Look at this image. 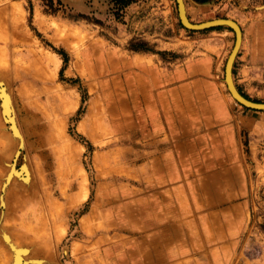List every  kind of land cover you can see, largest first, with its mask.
Wrapping results in <instances>:
<instances>
[{
	"label": "rangeland",
	"instance_id": "rangeland-1",
	"mask_svg": "<svg viewBox=\"0 0 264 264\" xmlns=\"http://www.w3.org/2000/svg\"><path fill=\"white\" fill-rule=\"evenodd\" d=\"M183 1L193 23L240 26L233 80L264 102V0ZM0 18V81L25 135L0 102V264H14V246L22 264H264V110L226 88L231 28H185L175 0H0ZM66 160L74 204L54 172ZM22 163L31 182L3 188ZM46 181L60 199L51 211Z\"/></svg>",
	"mask_w": 264,
	"mask_h": 264
},
{
	"label": "bare ground",
	"instance_id": "bare-ground-1",
	"mask_svg": "<svg viewBox=\"0 0 264 264\" xmlns=\"http://www.w3.org/2000/svg\"><path fill=\"white\" fill-rule=\"evenodd\" d=\"M10 9V8H9ZM8 11V10H7ZM10 12H11V10H10ZM5 13V12H4ZM5 14H8L7 12L5 13ZM12 14V13H11ZM4 15V14H3ZM5 16V15H4ZM1 20H3V19H1L0 18V21ZM5 21V20H4ZM4 21H2V22H4ZM0 24H2L1 22H0ZM20 32V31H19ZM25 37V36H24ZM21 38V40H27L26 38L27 37H25L24 39H22L23 37H20ZM20 40V41H21ZM19 41V42H20ZM242 41V40H241ZM18 42V43H19ZM23 42H25V41H23ZM28 42V41H27ZM240 45H241V43L239 44V46H238V48H240ZM31 49V48H30ZM33 52H34V50H33ZM35 55V54H34ZM18 59V58H17ZM36 60V59H35ZM18 61V60H17ZM36 62H38V61H36ZM35 62V64L33 65L34 67L36 66V63ZM34 63V62H33ZM41 64V63H40ZM11 67V66H10ZM32 67V66H31ZM45 67V66H44ZM36 68V67H35ZM45 69V68H44ZM26 70H29V69H27L26 68ZM19 74V76H25L23 73H21L20 72V70H19V72H18ZM23 74V75H22ZM31 76H33L32 74H31ZM34 77V76H33ZM48 80V79H47ZM0 102H1V106H2V112H1V114H2V118H3V120L5 121V123L7 122L8 124H9V126H10V129H11V131H12V134L14 135V137H16V138H24L25 139V135L23 134V129L21 130V128L23 127V126H21V124H20V122H19V120H18V116L16 115V110H15V106H14V103H13V98H12V95H11V93L8 91V88H7V86H6V83H4L3 81H0ZM65 107V106H64ZM22 108V107H21ZM47 108V107H46ZM49 108V107H48ZM47 108V109H48ZM19 110V109H18ZM16 111V112H15ZM22 111H24V109L22 110ZM45 111V110H44ZM29 112V111H28ZM34 112V111H33ZM45 113V112H44ZM51 113V112H50ZM56 113V112H55ZM34 116L35 115H38V112H37V110H36V112H34V113H32ZM66 114V113H65ZM24 115V114H23ZM41 115V114H40ZM37 116V117H35L36 119L38 118V117H40V118H42L43 119V121L46 123L47 121L45 120V117L44 116ZM44 115H47V111H46V113L44 114ZM49 115V114H48ZM47 115V116H48ZM28 116V118H29V115H27ZM51 117V116H50ZM52 118V117H51ZM50 118V119H51ZM48 119H49V117H48ZM49 119V126H50V128H49V126H48V128H47V130H44V132H46V134L48 135V140H49V142H51L50 144H52V142L55 140V139H57V133L54 131V128L56 127V123H55V120L57 121L58 120V118H56L55 117V120L54 119H51L50 120ZM22 120H25L24 118H22ZM54 120V121H53ZM28 121L33 125H36V127L38 128L39 126H42V123L41 122H35L36 120L34 119V117L33 118H29L28 119ZM60 121V120H59ZM33 122V123H32ZM60 123V122H59ZM56 124V125H55ZM33 125V127H35ZM54 125H55V127H54ZM21 126V127H20ZM35 127V128H36ZM46 127H47V124H46ZM43 132V133H44ZM62 136V135H61ZM13 137V138H14ZM61 139V138H60ZM22 140V139H21ZM61 142H62V140H61ZM65 145V144H64ZM54 147H55V145H53ZM66 147V146H65ZM64 147V148H65ZM19 148V147H18ZM22 148V147H21ZM57 148V147H56ZM59 148V147H58ZM61 148V147H60ZM55 150V149H54ZM66 151L67 149H63V148H61V152H63V151ZM69 150V149H68ZM67 150V151H68ZM67 156H69L68 158H70V155L68 154ZM70 160H71V158H70ZM72 161V160H71ZM68 160H66V162H64V163H58V164H55V167H54V172L56 173V179H59V181H61V184H63L62 183V178L63 177H68L67 179V185H64L63 184V186H61L60 187V193H61V195H63V197H65L66 199L68 198V201H69V203H76V202H80V201H82V200H78L77 198H79L78 196H70V195H68L69 193V188H70V190L72 189V185H73V181H72V177L74 176V174H75V170H76V166L74 165V163H73V165H69L68 163ZM15 163V162H14ZM66 163V164H65ZM32 177V175H31V170H30V168H29V166H28V164L27 163H22V164H20L19 166H17L16 164H12V165H10V168H9V172H8V174H7V176L5 177V184H3V188H6L5 186H7L6 185V183L8 182H10V181H12L14 178H19V179H23L24 178V180L23 181H26V179H27V182H31V178ZM18 179V180H19ZM49 180H51L50 179V177H49ZM14 181H16V180H14ZM59 181H58V183H59ZM4 183V182H3ZM44 185H45V187H44ZM42 187H43V194L44 195H46L45 196V199H47V202L49 203V205H47L48 206V208H49V210L51 211V209L50 208H52V207H54V204L53 203H56V201H57V206H59L60 204H59V201H60V199H56V201H55V197H56V195H57V193L56 192H54V189H53V187H54V183L53 182H51V181H49V182H47L46 181V184H44ZM85 185H86V183H82L81 182V187H82V190L84 189V188H86L85 187ZM59 186V185H58ZM57 186V187H58ZM2 188V189H3ZM79 188V187H78ZM4 190V189H3ZM48 190H49V192H48ZM60 193H59V195H60ZM81 194V193H80ZM83 194H85V193H83ZM58 196V195H57ZM76 197V198H75ZM82 197V196H81ZM51 198V199H50ZM1 202V201H0ZM3 203V205H6V202L4 203V202H2ZM1 203V204H2ZM24 205V207H26L27 206V204H23ZM32 205V204H31ZM33 206H37L35 203L32 205V207ZM35 208V207H34ZM58 208V207H57ZM78 208V207H77ZM25 209L26 208H24L23 210H22V212H24L25 211ZM79 209V208H78ZM69 210V209H68ZM74 210V209H73ZM75 210H76V208H75ZM32 211V210H31ZM48 211V210H47ZM60 211V209H58V211L56 212V215H55V213H53L52 214V218H53V220H54V223H52V226L53 227H55L56 226V224L58 223V221L59 220H63V219H66V216H63L62 217V214L61 213H58ZM77 211V210H76ZM53 212V211H52ZM58 213V214H57ZM46 214H48V213H46ZM49 215V214H48ZM52 218H49L50 220L52 219ZM94 218V217H93ZM95 219V221H88V220H90V217H88V218H86L84 221H82L83 222V224H84V227H83V229H85L84 231H88V233H91V234H98V230H99V222H97L96 221V218H94ZM48 222V221H47ZM52 222V220L50 221V223ZM49 223V224H50ZM47 224V223H46ZM48 224V225H49ZM51 226V225H50ZM60 225H58V227H59ZM44 227V226H43ZM47 227H49V226H47ZM48 229H50V227L48 228ZM53 230V229H52ZM49 231V230H48ZM52 233V232H51ZM67 236V235H66ZM7 237V236H6ZM57 238V240H61L62 239V236H57L56 237ZM6 239V238H5ZM7 241H9V238H7L6 239ZM10 241H12V240H10ZM10 245V244H9ZM17 246V245H16ZM12 248H14V251H15V253L13 254V256H14V264H22L23 262H26L25 261V256L28 254V251H27V249H26V247L24 248V247H21V246H17V247H12ZM65 250V249H64ZM65 251H67V249L65 250ZM32 258V257H31ZM34 259V258H33ZM40 262V261H39ZM30 263V262H29ZM41 263V262H40Z\"/></svg>",
	"mask_w": 264,
	"mask_h": 264
},
{
	"label": "water",
	"instance_id": "water-1",
	"mask_svg": "<svg viewBox=\"0 0 264 264\" xmlns=\"http://www.w3.org/2000/svg\"><path fill=\"white\" fill-rule=\"evenodd\" d=\"M175 1L177 3L179 21L185 28H188L191 30H201V29H206V28H211V27H216V26H227L233 30L234 35H235V40H234L233 47L225 62L224 81L226 82L227 87L232 97L238 103H240L241 105L247 108L264 110V102L252 101L246 98L245 96H243L238 91L234 83V80H233V73H232L233 64L237 56V53L239 51L238 46L242 40V32H241L240 26L234 20L229 19V18H215V19L206 20V21L199 22V23H193L189 20V18L186 15L184 1L183 0H175Z\"/></svg>",
	"mask_w": 264,
	"mask_h": 264
},
{
	"label": "trees",
	"instance_id": "trees-1",
	"mask_svg": "<svg viewBox=\"0 0 264 264\" xmlns=\"http://www.w3.org/2000/svg\"><path fill=\"white\" fill-rule=\"evenodd\" d=\"M112 1H114V3H116V4H119L120 5V7H124V6H126L127 4H129V2H130V0H112ZM238 91L243 95V96H245L239 89H238ZM246 97V96H245Z\"/></svg>",
	"mask_w": 264,
	"mask_h": 264
},
{
	"label": "crops",
	"instance_id": "crops-1",
	"mask_svg": "<svg viewBox=\"0 0 264 264\" xmlns=\"http://www.w3.org/2000/svg\"><path fill=\"white\" fill-rule=\"evenodd\" d=\"M225 82V81H224ZM225 85H226V82H225ZM226 88H227V85H226ZM227 90H228V88H227ZM229 92V91H228ZM230 94V93H229ZM230 96L232 97V95L230 94ZM233 98V97H232ZM261 123H264V119L263 118H261V120H259Z\"/></svg>",
	"mask_w": 264,
	"mask_h": 264
}]
</instances>
